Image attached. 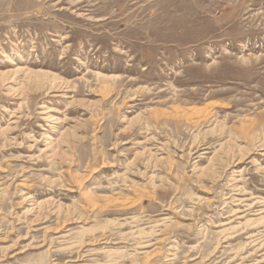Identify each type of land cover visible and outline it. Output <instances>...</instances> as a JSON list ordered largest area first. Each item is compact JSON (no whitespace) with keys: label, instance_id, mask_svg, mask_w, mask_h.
Instances as JSON below:
<instances>
[{"label":"rangeland","instance_id":"1","mask_svg":"<svg viewBox=\"0 0 264 264\" xmlns=\"http://www.w3.org/2000/svg\"><path fill=\"white\" fill-rule=\"evenodd\" d=\"M0 264H264V0H0Z\"/></svg>","mask_w":264,"mask_h":264},{"label":"bare ground","instance_id":"2","mask_svg":"<svg viewBox=\"0 0 264 264\" xmlns=\"http://www.w3.org/2000/svg\"><path fill=\"white\" fill-rule=\"evenodd\" d=\"M64 54V53H63ZM246 197V196H245ZM235 202V201H234ZM233 251V250H232ZM170 256V255H169Z\"/></svg>","mask_w":264,"mask_h":264}]
</instances>
